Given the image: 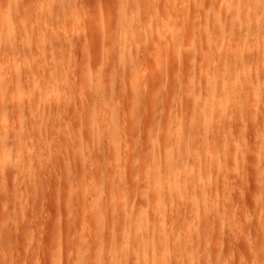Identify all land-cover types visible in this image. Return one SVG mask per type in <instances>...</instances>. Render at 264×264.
<instances>
[{
    "label": "rangeland",
    "instance_id": "rangeland-1",
    "mask_svg": "<svg viewBox=\"0 0 264 264\" xmlns=\"http://www.w3.org/2000/svg\"><path fill=\"white\" fill-rule=\"evenodd\" d=\"M50 1L54 6L66 2V0ZM134 1L76 0L75 2L74 0L75 8L72 5L70 7L69 3V7L66 8L69 11L68 15L76 14L75 16L78 18L77 23H74L75 27H69L70 24L68 25V23L71 21L68 19L59 18V22L64 21L63 28L62 23L60 25L56 18L58 23L54 20L45 28L46 32L55 30L57 48L60 52L63 51L64 58L67 59L66 64L70 65L73 61L77 67L82 62L81 68H86V71L81 70V72L79 70L75 77L67 79V84L64 81L62 91L65 89V92L61 91L62 94L60 93L58 98H52V101L50 100L42 107L43 109H39L40 114L46 113L49 119L42 120L40 118L42 121L40 120L41 124L38 125H35L37 119L33 118L38 112L35 109L30 111L28 108L29 102L32 100L31 87L26 84L25 87L28 90L25 89V91L16 87L13 84L11 69L14 60L15 67L22 68L23 65L26 67L32 63V66H36L37 69L34 68L39 73H44L45 63L48 69L51 67V59L49 57L43 58V46L37 49L35 45L37 44L35 34L38 36L37 40L41 39L38 33L34 32L36 18L38 17V21L41 20L40 15L37 16V10L40 14L42 11L38 5L39 0H19L15 6L18 13L14 10L16 15H13L15 17L8 21L12 43L10 46H6L7 51L4 47L3 51L1 49L2 53L0 52V59L4 61L3 63L1 60L3 68L0 70V145L2 142L7 144V152L0 153V159L9 158L13 160L12 165L14 164L16 169L12 167L17 171L16 174H12L14 170L8 173L10 170L12 171V168L5 172L0 170L1 178L3 177L0 178V196L2 195L0 197V242L5 237L3 243L1 242L3 245L0 244V264H80L82 257L85 258V264H92L96 246L95 230L97 231L100 224L105 225L103 234H105L104 238L107 239V235L110 233V231L108 233L110 223L107 219L109 216L107 215L108 203L112 202L115 206L120 198L128 199L129 193L125 183L131 177L129 173L133 175V178H130L134 181L132 184H135L139 192L143 191V197H137L134 209L143 215V219L147 223L146 235L143 238V264H176L177 255L179 257H177L178 262L176 261L178 264H250V261L255 258L254 256L262 249L264 250V69H262L264 63L260 62V46L264 45V33L260 30V39L259 36L253 35L255 38L258 37L255 40L252 36H244L247 32L244 31L247 30L245 28H243V32L241 31L240 37L238 34L234 35L235 32L230 30L234 17L230 19V16L235 13L233 4L235 0H143V9L145 8L147 11L143 14V17L144 15L147 17L143 18V45H140L139 40L135 39L137 45L143 47V50L139 48L137 51L138 54L139 52L142 54L134 53L137 56L134 57V60L136 58L135 61H137L140 57L139 61L136 64L134 61L133 67L129 69L132 70L127 73L128 75L120 73L122 74L121 77V75L117 76L118 70L116 69L120 65V60L115 58L119 57L118 54L114 55L115 57L110 55V61L107 63L104 60L105 49L102 46L114 42V39L117 40L119 26L123 21L122 8L125 5L127 9H130L135 4ZM213 1L217 2L213 4ZM46 6L48 7V5ZM204 9L206 12L200 14ZM229 10L233 11L231 14L229 12L230 15L227 14ZM256 12L262 15H257ZM263 12V9L260 12L257 10L253 12L255 19L261 20L260 24H264ZM207 15L211 16L210 19ZM75 16L73 17L75 18ZM201 16H205V19ZM193 21L194 25L192 26ZM201 21L203 24H208L203 25V29L206 28L204 30L201 28ZM145 24L150 31L146 30ZM226 24L230 26L227 25L228 34L224 31ZM32 25L33 28H31ZM79 25L83 28L79 27L78 29ZM58 26V30H62L61 32L57 30ZM260 27L263 28L264 25ZM49 28L52 30L50 31ZM219 28L223 31H220ZM107 31L109 33L114 32V35L112 33L114 37L111 35L112 38H108V33L105 34ZM78 32L81 35L79 37ZM23 33L31 36V40H35L34 50L35 48V51L39 50L37 53L33 51L35 55L37 54L36 56L34 53L32 56L25 54L27 52L24 49ZM32 33L34 34L31 35ZM75 35L80 39L76 38ZM62 36L66 39H63ZM69 36H73L71 40L67 39ZM250 37L252 39H249ZM74 38L77 41H74ZM65 40H69V42L67 41L64 45ZM145 40L146 44L144 43ZM71 41H74L75 44ZM39 43L42 44L40 41ZM37 45L39 46V44ZM95 47L100 48L98 55L101 56L99 60L98 55L94 53L95 56L93 55V57L97 56L96 63L95 58L91 57V51ZM103 50L104 52H102ZM242 52H244L247 65L250 67V72L248 71L247 74L241 73L238 60L232 59L234 55H239ZM38 53H41L39 54L41 59H37ZM11 57L13 58L11 59ZM106 58L108 59V56ZM91 59L95 65L98 61L100 63L104 61L103 65L106 66V70H117L114 71L117 73L115 76L106 78L107 83L111 85L110 88L107 87L106 92L102 93L107 102L105 109L98 108L99 95L94 88L98 76L93 75V67L95 68V66ZM11 60L13 61L11 62ZM43 60L46 62L43 63ZM35 61L39 62L34 64ZM48 61L50 63H47ZM5 62L8 65L11 63L10 69L8 65L7 67L4 65ZM25 67L22 69L25 70ZM231 68H236L235 72H232ZM39 69L42 71L40 72ZM97 72L98 69H95V73ZM231 75L240 76L242 79L241 83L231 85L233 88L231 93L225 92V94L228 93L229 106L226 109L221 107L219 109L216 99L213 103L211 102L210 109H205V103L210 98L205 85L206 81L213 79L214 82L217 80L222 85L224 83L227 85ZM82 76L84 79H80ZM256 76L257 78H255ZM186 77H192L194 82L199 83L198 90L202 105L197 112L202 123L197 128L195 124L190 123L186 129L187 135L189 139H194L199 133L203 142L205 139L208 141V144H206L207 141L203 144L201 140L195 144L192 142V145L189 143L190 152H198L200 160L205 159L204 156L210 154L209 157L214 169L212 173H209L210 178L208 179L206 178L208 177L206 176L207 173L205 174L206 177L203 176L204 171H198L199 175L196 173L198 175L196 180L199 181V184L200 181L203 182L202 186L205 185L208 193L203 197L198 192V198L195 197V208L189 203L190 201L188 202V195H186L187 199L185 195L183 199H180L183 201L181 205L175 204L174 199L172 201L168 197V187L163 185L161 189L164 194L166 193L168 200H164L161 207L160 204L156 207L162 212L157 210L158 213L156 212L154 215L155 206L153 209L150 208L153 204L150 202L152 200L150 198L152 192L151 179L147 174L143 176L145 179L143 178L142 181L138 171L135 172L138 174L131 173L132 167L129 168L131 166L129 163L136 161L140 165L142 159L143 164L148 160L147 154L152 147L154 135H161L167 129L172 141L176 138L185 117V113H183L185 110L180 97L183 92V81ZM77 80L79 82L76 85ZM58 81L63 80L56 79V83ZM69 81L72 82L71 84L75 81L74 85L77 88L72 89L74 86L71 85V87ZM130 83L136 84L135 90L131 89ZM169 98H172L171 100L175 103L172 101L170 104ZM154 99L159 103L157 107L154 106ZM120 100L121 102H119ZM27 101L29 102L27 103ZM84 102L87 103L86 106L83 104ZM15 104L22 110L14 109ZM125 104L127 107L124 106ZM8 107L9 110L14 109L15 111H12L13 113L7 112ZM114 107H118V109ZM113 109L115 111H112ZM130 110H134L130 116L134 115L129 119L127 112L129 113ZM35 112L37 113L35 114ZM190 114L193 115V111ZM31 116L33 123L30 119ZM108 116L110 118L109 123L106 121ZM127 116L129 123H127ZM112 118L114 120H111ZM123 121L125 125L122 123ZM121 123L125 127L128 125V132L133 136L127 135L129 139L131 138L127 141L128 137L125 135L128 132L125 127H122L125 139H123L124 144H122L124 146L121 145V149L124 148V150L122 152L120 150L119 158H116V155L113 156L116 158L115 160L120 159L116 164H119L118 168L106 169L102 179L96 182L95 174L97 172H94L93 176L92 173L95 170L93 168H96L102 160L110 157L106 148V140H108L110 133L117 132ZM200 126L204 127L200 129ZM98 133L100 135L102 133V138L101 136L98 137ZM132 138L135 139L132 141ZM18 139H30L29 143L27 142L26 150H24L26 152L29 149V152H26L28 154L20 150ZM171 139H167V142L162 141L164 146H160L158 151L160 159L161 155L164 154L161 152L164 150L175 152L177 145ZM130 141L132 143H129ZM205 148L209 149L206 150ZM205 150L208 151V155L205 154ZM97 152L100 154L97 155ZM256 152L258 156L255 154ZM169 156L168 160H173L175 163L179 162L176 154ZM24 158L32 171L35 170L34 174L38 176L37 180L36 177H29L26 171L25 177L21 176L25 168L23 170L21 167L23 171L18 172L20 165L17 164V161ZM197 161L198 159H191L189 165L198 169ZM96 162L98 164L93 167ZM90 168L91 174L89 176L92 180H87L90 178L87 177ZM128 169L129 173L127 172ZM120 171L123 172L124 177L121 176L122 172ZM83 174L85 179L82 181L83 178L80 177V181L79 176ZM110 175L113 176V188L108 186ZM40 176L46 180L43 179V181ZM116 177L117 181L120 179L119 183L116 181L117 185L115 183ZM159 178L160 183L163 184L165 178L161 176ZM87 181L92 182L90 184ZM78 182L81 183L78 184ZM87 184H90L89 187ZM82 185H85V188ZM32 192L35 193L32 194ZM175 201L176 203L180 202L176 199ZM171 202L172 206H170ZM123 210L128 213V208L124 207ZM202 230L203 233L206 230L209 234L207 235L206 232L200 234ZM151 231L153 234L150 237ZM190 240L191 251L186 246L188 245L187 241ZM185 247L186 252L183 249ZM180 249L184 250L185 255L181 253ZM180 257L181 260H184L180 261ZM187 257L190 259L188 260ZM107 259L103 264H111V261ZM123 261L122 264H133L129 258L128 261L127 259Z\"/></svg>",
    "mask_w": 264,
    "mask_h": 264
},
{
    "label": "bare ground",
    "instance_id": "bare-ground-1",
    "mask_svg": "<svg viewBox=\"0 0 264 264\" xmlns=\"http://www.w3.org/2000/svg\"><path fill=\"white\" fill-rule=\"evenodd\" d=\"M64 1V0H63ZM74 0H66V2H64L63 4H65V5H63V4H58L57 6H54V5H52V2L50 1V0H47V1H45V0H39V3H38V5H39V7H40V11H42L41 12V14H40V12H39V10H37V12H38V14H37V16H39L40 15V19L41 20H39L38 21V17L36 18V21L37 22H35V25H34V32L35 33H38V35H39V37H41V39L40 40H37L38 38V36H37V34H35V37L37 38H35L34 36V38H35V40L33 39V37H32V39L33 40H31V36L29 37V36H27V34L25 35V33H23L22 35V38H24L23 40H24V49H26L25 51L27 52V53H25L26 55H28V54H30L31 56H32V53H34L33 51H35L36 50V48H35V50H34V46L36 45L37 46V49L40 47V46H43L42 48H43V53H44V57H43V55H41V57H43L44 59L45 58H47V57H49L50 59H51V61H50V59H49V61L51 62V67H50V65H49V69L47 68V64L45 63L46 61H44L43 63H45L44 65V67H45V70H44V73H42L41 71V69H39L40 70V72L41 73H39V72H37L36 71V66H32V63H30L31 65H29V66H26L25 67V65H23L24 67H25V70H23L24 69V67H22V68H19V66L18 67H15V65L13 64L14 62H15V60H14V62L12 63V74H11V76H13V84H15V86L16 87H19L20 89H22V90H24L25 91V89L26 90H28V88H26L25 86H26V84H29V86L31 87V89H30V92H31V97H32V100L29 102V101H27V103L29 102V109H30V111L31 110H33L34 111V109L38 112H35V117H33V118H36L37 119V122L35 123V125L37 124H41V122H40V118H42V120H48L49 119V116L45 113H42V114H44V115H42V114H40L41 112H39V109H41L43 106H45V104L47 103V102H49L52 98L54 99L55 97L56 98H58V96H59V94L61 93V91H62V89H63V86H64V84L66 83L67 84V79H71V77H75V75L78 73V71L80 70H85L86 68H81V65H82V62H81V65H77V67H76V64H73L74 62L72 61V63H70V65H68V64H66L67 62V59H65L64 58V55H63V51H59L58 50V48H57V41H56V34L54 33L55 32V30H53L52 32H49L48 30L50 29H48L47 31L48 32H46L45 31V28H47L56 18L58 19V22H59V18L61 19V18H66V20L68 19L69 21H71V23H68V25H69V27L70 26H72V28L73 27H75L74 26V23H77V19L78 18H76V14H72L73 16H75V18L72 16V15H68V13H69V11H68V7H69V5H70V7H74V5H75V3L73 2ZM132 1V0H131ZM47 2H48V4H47ZM75 2H76V0H75ZM135 2V4L130 8V9H127L126 8V6L124 5L123 6V11H122V13H121V16H122V19H123V21L121 22V26H119V32L117 33V40H113L114 42H112V43H109V44H104V46H102V47H104L103 49H105V52H104V50L102 51V52H104V60H106L107 61V63H108V61H110V59H109V56L110 55H112V56H114V55H116V54H118V56L119 57H115L116 58V60H120V65L118 66V68H116L117 70H118V74L117 73H114V71H112V70H106L107 68H106V66L105 65H103V62H99L98 60V62H97V65H95V63H96V58H97V56L96 57H93V55H94V53L95 54H99L100 53V48L98 49V48H94L93 49V51H91L92 52V54H91V57H93V58H95L94 59V61H95V63H94V61H92V59H91V61L93 62L92 64L95 66V68L93 67V72H94V74L93 75H97L98 76V81H97V84L95 83V85L94 86H96V87H94L95 88V90L97 91V95H99L98 96V108L99 109H105L106 107H107V102L105 101V99H104V97H103V95H102V93L103 92H106V90H107V87L108 88H110V85L111 84H109V83H107L108 82V80H106V78H108V76L110 77V76H115L116 74H117V76H120L121 75V77H122V74H125L126 73V75H128L127 73H129L131 70H129L131 67H133V64H134V61L136 60V58H135V60H134V57H137L134 53L135 52H137V51H139V48H142V50H143V47H141V46H139V45H137V43L135 42V39H138L139 40V44L141 45H143V18L145 17V18H147L146 17V15H144V17H143V14H145V13H147V11H146V9L144 8L143 9V0H135L134 1ZM214 3L213 4H215V2H217V1H213ZM226 2V1H225ZM224 2V3H225ZM17 3H19V0H0V52L2 53V51H3V48L5 47V50H6V46H10V44L12 43V38H11V34H10V31H9V29H8V21L11 19V18H13V17H15L13 14H15L14 12V10H16V5H17ZM68 3H69V5H68ZM71 3V4H70ZM124 3H127V2H124ZM223 3V4H224ZM232 3V2H231ZM48 5V7L46 6V5ZM233 4H234V15H232V16H230V19H231V17H234V19H233V22H231L232 20H229L231 23H233V25H231L232 26V28H230V30L232 29V31L233 32H235V36L238 34L239 36L238 37H240V34L243 32V28H245V29H247V30H244V31H247L245 34H244V36L245 37H249V36H252L253 37V35H257V36H259V39H260V30H262V32L264 33V27H263V25L264 24H260V22H261V20L259 19H255V17H254V14H253V12L254 11H259L260 12V10H262L263 9V11H264V0H235V3L233 2ZM233 4H231V5H233ZM72 5V6H71ZM68 6V7H67ZM204 6V5H203ZM213 6V5H212ZM227 6V5H226ZM27 7V6H26ZM38 7V6H37ZM67 7V8H66ZM75 8V7H74ZM73 8V9H74ZM211 8H214V7H211ZM217 8V7H216ZM215 8V9H216ZM229 8H230V6H229ZM228 8V9H229ZM29 9V8H28ZM27 9V10H28ZM37 9H39V8H37ZM71 10V9H70ZM75 10V9H74ZM74 10H72V11H74ZM14 11V12H13ZM71 11V12H72ZM16 12H17V10H16ZM65 12H67V13H65ZM77 12V11H76ZM201 12V11H200ZM204 12H206V10L204 9V11L202 12V13H200V14H204ZM229 12H230V14L231 13H233V11H231V10H229L228 11V13L227 14H229ZM18 13V12H17ZM73 13V12H72ZM79 13V12H78ZM256 13H258V12H256ZM255 13V14H256ZM264 13V12H263ZM229 14V15H230ZM16 15V14H15ZM81 15V14H80ZM206 15V14H205ZM213 15H214V13H213ZM226 15V14H225ZM252 15H253V17H252ZM257 15H262L261 13H258ZM208 16V15H207ZM226 16H228V15H226ZM82 17V16H81ZM80 17V18H81ZM203 19H205V16H201ZM210 15L208 16V19H210ZM212 18H213V16H212ZM228 18V17H227ZM257 18H260V17H258L257 16ZM264 18V17H263ZM109 20L111 19V18H108ZM75 20V21H74ZM82 20V19H81ZM213 20V19H212ZM215 20V19H214ZM264 20V19H263ZM56 21V20H55ZM61 21H63V20H61ZM204 21V20H203ZM229 21H228V23H229ZM57 22V21H56ZM56 22H54L55 23V25H57V23ZM189 22H190V20H189ZM264 22V21H263ZM60 23V25H61V23H62V25L64 24V21L63 22H59ZM72 23H73V25H72ZM191 23H192V20H191ZM191 23H189L190 25H191ZM231 23H229V24H231ZM205 24H207V23H205ZM205 24H203V22L201 21V28L203 29V25H205ZM33 25H32V27L31 28H33ZM53 25V24H52ZM77 25V24H76ZM150 25V24H149ZM194 25V21H193V24H192V26ZM208 25V24H207ZM227 25L228 24H226V26L224 27V25H223V27L224 28H226L224 31H225V33H227L228 34V27H227ZM145 26H146V30H149L148 29V27H147V25L145 24ZM220 26V25H219ZM229 26V25H228ZM260 26H262L263 28H261ZM79 27H82V26H78V29H79ZM205 27V26H204ZM207 27V26H206ZM222 27V26H221ZM230 27V26H229ZM58 28H59V26L57 27V30H58ZM63 28H64V25H63ZM62 28V29H63ZM83 28V27H82ZM150 28H151V26H150ZM223 28V29H224ZM204 29H206V28H204ZM203 29V30H204ZM52 29H50V31H51ZM70 30H71V28H70ZM112 30V29H111ZM219 30H220V28H219ZM222 30V29H221ZM220 30V31H221ZM33 31V30H32ZM31 31V32H32ZM37 31V32H36ZM59 32H61L62 30H58ZM82 31V30H81ZM110 31V30H109ZM109 31H107L105 34H107V36H108V38H112V36L115 34L114 32H112L113 33V35H112V33H109ZM150 31V30H149ZM223 31V30H222ZM232 31H230V32H232ZM242 31V32H241ZM27 32V31H26ZM58 32V33H59ZM71 32V31H70ZM111 32V31H110ZM66 33H67V31H66ZM79 33V32H78ZM34 33H32L31 35H33ZM150 34V33H149ZM232 34V33H231ZM55 35V36H54ZM69 35V34H68ZM71 35V34H70ZM112 35V36H111ZM230 35V34H229ZM66 36H67V34H66ZM79 36H81L80 35V33H79V35H78V37ZM255 36L253 37V39L255 40L256 38H258V37H256L255 38ZM263 36H264V34H263ZM262 36V37H263ZM68 37V36H67ZM71 37V38H70ZM72 37L73 36H69V38H67V39H69V40H71L72 39ZM75 37H76V35H75ZM78 37H76V38H78ZM84 37H85V35H84ZM114 37V36H113ZM139 37H140V39H139ZM58 38H60V37H58ZM62 38H63V36H62ZM65 39H66V37H64ZM63 38V39H64ZM236 38V37H235ZM78 39H80V38H78ZM82 39V38H81ZM134 39V40H133ZM249 39H252L251 37L249 38ZM258 39V40H259ZM42 40V41H41ZM69 40H67L68 42H69ZM84 40V39H83ZM138 40H137V42H138ZM142 41V43H141V41ZM151 40V39H150ZM22 41V40H21ZM34 41L37 43V44H39V46L37 45V44H35L34 45ZM38 41V42H37ZM39 41L42 43V44H40L39 43ZM62 41V40H61ZM66 41V40H65ZM67 41L66 42H64V45H65V43H67ZM74 41H77V39H75L74 38ZM74 41H71L72 43H74ZM112 41V40H111ZM148 41H149V39H148ZM260 41H262V40H260ZM259 41V42H260ZM59 42V41H58ZM63 42V41H62ZM61 42V43H62ZM106 42V41H105ZM104 42V43H105ZM146 42V40L144 41V43ZM150 42V41H149ZM152 43V42H151ZM59 44V43H58ZM75 44V43H74ZM77 44H78V42H77ZM117 46H115V45ZM146 44V43H145ZM153 44V43H152ZM241 44H243L242 42H241ZM79 45V44H78ZM150 45V44H149ZM60 46H62L61 44H60ZM74 47H75V45L73 46V48H72V46H71V48L74 50ZM78 47V46H77ZM147 47L149 48V46L147 45ZM261 48H260V58H261V63H264V45L262 46H260ZM9 48V47H8ZM57 48V49H56ZM70 48V49H71ZM117 48V49H116ZM171 48V47H170ZM1 49H2V51H1ZM60 49H61V47H60ZM82 49H83V46H82ZM95 49H98L97 51L95 50ZM172 49H174L173 47H172ZM8 50V49H7ZM6 50V51H7ZM95 50V51H94ZM141 50V49H140ZM141 50V51H142ZM9 51H10V49H9ZM14 51V50H13ZM39 51V50H38ZM38 51H35L36 53L38 52ZM41 51V50H40ZM59 51V52H58ZM83 51V50H82ZM87 51V50H86ZM188 51H189V49H188ZM11 52H12V50H11ZM85 52V51H84ZM90 52V53H91ZM96 52H98V53H96ZM173 52H175L174 50H173ZM0 53V54H1ZM42 53V54H43ZM70 53V52H69ZM68 53V54H69ZM39 54H41V53H38V58L37 59H39L40 57V55ZM140 54H142L141 52H139V54H138V52H137V55H140ZM34 55H35V53H34ZM33 55V56H34ZM37 55V54H36ZM35 55V56H36ZM135 55V56H134ZM34 56V57H35ZM95 56V55H94ZM106 56H108V59L106 58ZM111 56V57H112ZM30 57V56H29ZM33 57V58H34ZM89 57V56H88ZM99 57H101V56H99L98 55V59H99ZM13 57H11V59H12ZM36 58V57H35ZM42 58V59H43ZM90 58V57H89ZM88 58V59H89ZM117 58H119V59H117ZM41 59V58H40ZM139 59H140V57H138V60L137 61H139ZM232 59H237L238 60V62H239V65L241 66V69H240V71H241V73H243V74H247V72L249 71L250 72V67L247 65V60H246V58H245V54H244V52H242V53H240L239 55L238 54H236V56L234 55V57L232 58ZM1 60L2 59H0V70H1V68H3V66H1L2 65V62L4 63V61L2 60V62H1ZM33 60V59H32ZM76 60V59H75ZM100 60V59H99ZM7 61V60H6ZM13 60H11V62H12ZM41 61V60H40ZM47 62V63H50V62ZM71 61V60H70ZM78 61V60H77ZM87 61V60H86ZM137 61H135V64H136V62ZM9 62V61H8ZM36 62H39V61H35L34 62V64L36 63ZM84 62V61H83ZM11 64V63H10ZM9 64V65H10ZM27 64V63H26ZM28 64H29V62H28ZM27 64V65H28ZM73 64V65H72ZM91 64V63H90ZM91 64V65H92ZM6 67H7V65L8 64H6V62H5V64H4ZM8 65V68L11 66H9ZM75 65V66H74ZM264 65V64H263ZM16 66H17V64H16ZM97 66V67H96ZM135 66V65H134ZM5 67V69H7ZM11 68V67H10ZM9 68V69H10ZM78 68V69H77ZM80 68V69H79ZM88 68V67H87ZM90 69V68H89ZM95 69H98V72L97 73H95ZM232 69V72H235V69L236 68H231ZM262 69H264L263 67H262ZM116 70V71H117ZM129 70V71H128ZM86 71V70H85ZM115 71V72H116ZM82 72V71H81ZM81 72H79V73H81ZM90 72H91V70H90ZM113 72V73H112ZM231 72V73H232ZM120 73H122V74H120ZM184 73V72H183ZM42 74V75H41ZM250 74V73H249ZM248 74V75H249ZM79 75V74H78ZM125 75V76H126ZM84 76H86V75H84ZM186 76H189V74H186ZM250 76V75H249ZM252 76H253V74H252ZM251 78V77H250ZM252 78H254V77H252ZM255 78H257V76L255 77ZM254 78V79H255ZM56 79H62L63 81H61V82H57L56 83ZM80 79H84L83 78V76H82V78H80ZM86 79V78H85ZM241 77L240 76H237V75H231V78H230V81H229V84H225L224 83V85H222V83H219L217 80H216V82H217V84H216V82H214V80L213 79H208L207 81H206V83H205V85H206V87H207V91H208V93H209V95H210V98L206 101V103H205V109H210V104H211V102L213 103L214 102V100H218V105H219V109H220V107L222 108V109H226L229 105V103H230V101H229V97H227V94L228 93H231L232 92V87H231V85L232 84H235V83H241ZM53 80H55V81H53ZM64 81H65V83H64ZM27 82V83H26ZM75 82V81H74ZM74 82H73V84H71L70 83V81H69V83H70V86L72 85V86H74V87H72V89L73 88H77V86H75L74 85ZM78 82H79V80H77V82H76V85L78 84ZM252 82V81H251ZM107 83V84H106ZM129 83V82H128ZM127 83V84H128ZM255 83V82H254ZM253 83V84H254ZM109 84V85H108ZM252 84V83H251ZM90 85V84H89ZM130 85L132 86V88L131 89H133V90H135L136 89V84L135 83H133V84H131L130 83ZM130 85H129V87H130ZM199 85V83H196V82H194L193 81V79H192V77H186V78H184V81H183V92H182V94H181V97H180V99H181V101H182V104H183V107H184V110L185 111H183V113H185L184 115H185V117L183 118V121H182V124H181V126H180V130L178 131V133H177V135H176V138L172 141V139H171V135L169 136L168 135V130L166 129L165 130V132L163 133V134H161V135H157V136H153L152 137V139H153V144H152V147H151V149L149 150V153L147 154V157H148V160L143 164V159H142V161H141V163H140V165H138L137 163H136V161H131L129 164L131 165V166H129V168L131 169V167H132V172L131 173H135V172H139V175H141V180L144 178L143 176L145 175H147L148 174V176H149V178L151 179V196H150V198L152 199L150 202L151 203H153V204H151V206H150V208L151 209H153V207L155 208V209H153V212H154V215L156 214V212L158 213V211L157 210H159L160 211V209H156V207L160 204V207H161V204L163 203V201L164 200H168L167 199V196H166V193L164 194L163 193V191H162V187H163V185L164 186H167L168 187V190H169V193H168V197H169V199L170 200H172L173 201V199H174V202H175V204H179V205H181L182 203L181 202H183L182 200H180L181 198L183 199V197H184V195L186 196V195H188V202L192 205V207H194L195 205H196V199H195V197H197L198 198V194L199 195H201V196H203L204 197V195H207V193H208V191L206 192V188H205V185H204V187L202 186V181H200L201 183V185L198 183L199 181H197L196 180V177L200 174L198 171H200V172H203L204 171V174H203V176L204 177H206V176H208V177H206L207 179L208 178H210L209 176V173H212V170L214 169V165L212 164V161H211V159H210V157H209V155H208V151H206V150H208V149H206L205 151V154L206 155H208V156H204L205 157V159H202V160H200L201 158H200V156H199V154H198V152H196V151H192V152H190V148H189V143L192 145V142H193V144H195V143H198V142H200V140L203 142V139H201V135L199 134V133H197L196 134V136L194 137V139H189V136L187 135V131H186V129H187V127H188V125L190 124V123H192V124H195V127L197 128V127H199V125L202 123L201 122V120H200V116L199 115H197V112H198V110H200V108L202 107V105H201V97H200V92H199V90H198V87H200V86H198ZM14 86V87H15ZM28 87V86H27ZM92 87H93V85H92ZM127 87H128V85H127ZM94 88H92V89H94ZM67 89L69 90V88H68V86H67ZM130 90V89H129ZM244 90V89H243ZM242 90V91H243ZM64 92H65V89L63 90ZM62 91V92H63ZM70 91V90H69ZM68 91V92H69ZM72 91V90H71ZM228 92V93H226L225 94V92ZM28 94H29V92H28ZM62 94V93H61ZM67 94V93H66ZM225 94V95H224ZM61 96V95H60ZM136 96V95H135ZM216 96V97H215ZM60 99H61V97H59ZM135 98V97H134ZM136 99V98H135ZM170 100L172 99V98H169ZM52 101V100H51ZM58 101V100H57ZM123 101V100H122ZM173 100H171V101H168V102H170V104H171V102H172ZM119 102H121V100L119 101ZM118 102V103H119ZM136 102H138L137 100H136ZM135 102V103H136ZM174 102V101H173ZM58 103V102H57ZM116 103V102H115ZM125 103H126V101H125ZM153 103H154V106L155 107H157L158 106V102H157V100L156 99H154L153 100ZM175 103V102H174ZM85 106H86V104H85V102L83 103ZM127 104V103H126ZM126 104L124 105L125 107H127L126 106ZM168 104V103H167ZM170 104H168V105H170ZM181 104V103H180ZM180 104H179V107H180ZM25 105L26 106H28V104H26L25 103ZM62 105V104H61ZM130 106H132V105H130ZM130 106H129V108H130ZM173 106H174V104H173ZM15 107V108H14ZM14 109H17L18 108V110H22V109H20L21 107H19V106H17L16 104L14 105ZM24 107V106H23ZM59 107H60V105H59ZM119 107V106H118ZM118 107H116L117 109H118ZM121 107V106H120ZM175 107V106H174ZM115 108V107H114ZM115 108V109H116ZM132 108V107H131ZM168 108H169V106H168ZM11 109V108H10ZM14 109H12V111H15ZM25 109H27L26 107H25ZM29 109H28V111H29ZM43 109V108H42ZM115 109H113L112 111H115ZM123 109V108H122ZM170 109V108H169ZM121 110V109H120ZM6 111L8 112V111H11V110H9V107L6 109ZM11 111V112H12ZM17 111V110H16ZM27 111V110H26ZM41 111V110H40ZM192 111H193V115L192 114H190V113H192ZM131 112H134V110H130V112L128 113L127 112V114H128V116H129V119L134 115H132V116H130V113ZM13 113V112H12ZM14 114H15V112H14ZM32 114V113H31ZM107 114V113H106ZM108 114H109V112H108ZM33 115V114H32ZM42 116V117H41ZM101 116V115H100ZM110 116V115H109ZM109 116L107 117V120H106V118H105V120L106 121H108V123L110 122V118H109ZM128 116H127V123H129V120H128ZM33 118H32V116H31V118L30 119H32L31 121H32V123H33ZM51 118V117H50ZM101 118V117H100ZM5 119V118H4ZM36 119H34V121H36ZM41 120V121H42ZM100 120V119H99ZM111 120H114V118H112ZM116 120V119H115ZM3 121V120H2ZM121 121V120H120ZM126 121V120H125ZM103 122H104V120H103ZM116 122H117V120H116ZM28 123H29V121H28ZM74 123H75V121H74ZM122 123H124V121L122 122ZM122 123H121V127H118V129H117V132H113V133H110L109 134V137L107 138L108 140H106V148H107V151H108V155H110V157L108 158V159H105L103 162L101 161H99L100 163H99V165L96 167V165L98 164L97 162H96V164H95V166H93V167H96V168H93V169H97L96 171L94 170L93 171V173H92V175L93 174H95L94 172H97L96 174H95V177H96V182H99L102 178V175H103V173L105 172V170L106 169H108L109 168V170H114L118 165H116L117 163H118V161L120 160H115L116 158H119L120 156V150H121V152H122V150H124V148H122L121 149V145H123L124 143H123V139H125V137L123 136V131L124 130H122V127L124 128L125 126V123H124V125H122ZM44 124H45V121H44ZM207 124V123H206ZM206 124H204L205 126H206ZM33 126V125H32ZM34 127V126H33ZM201 128L200 129H202V127H204V126H200ZM100 128V127H99ZM125 129H126V131L128 132V125L125 127ZM97 131H98V129H96ZM100 130H101V128H100ZM100 130H99V133H100ZM102 131V130H101ZM98 133V137H100L101 136V138H102V133H101V135ZM125 133V132H124ZM97 134V133H96ZM41 135V134H40ZM105 135V134H104ZM127 135H129L130 137H132L133 135H131V134H129V132L128 133H126V135L125 136H127ZM108 136V135H107ZM129 136H127L128 137V139H127V141L128 140H131V138L129 139ZM188 136V137H187ZM88 139H90V138H88ZM104 139H106V138H104ZM133 139H135V138H132V141H133ZM167 139H171V141L174 143V144H176L177 145V147H175V152L172 150L171 152H167V151H163V152H161V153H164V154H162L161 155V159L159 158V149L162 147V146H164L163 145V143L164 142H167ZM187 139H188V143H187ZM19 140V147H20V150L21 151H23V152H25L24 150H26L25 148L27 147V142L30 140V139H18ZM35 139H33V141H34ZM40 140H42V139H40ZM39 140V141H40ZM122 140V141H121ZM165 140V141H164ZM44 141V140H43ZM47 141V140H46ZM132 141H130L129 143H132ZM162 141H164V142H162ZM205 141H207L206 139L204 140V142ZM31 142H32V140H31ZM35 142V141H34ZM47 142H49V141H47ZM102 142H103V139H102ZM104 142H105V140H104ZM162 142V143H161ZM204 142H203V144H204ZM29 143V142H28ZM43 143V142H42ZM45 143V142H44ZM123 143V144H122ZM45 144H47V143H45ZM206 144H208V141L206 142ZM6 142H2L1 143V145H0V153H3V152H7L6 150ZM126 145V144H125ZM128 145V144H127ZM130 145H132V144H130ZM33 146H34V143H33ZM124 146V145H123ZM122 146V147H123ZM161 146V147H160ZM42 147V146H41ZM160 147V148H159ZM29 148V147H28ZM42 148H44V146L42 147ZM220 148H222V147H220ZM219 148V149H220ZM37 149V148H36ZM125 149H126V147H125ZM222 150V149H221ZM31 151H33V150H31ZM131 151V150H130ZM162 151V150H161ZM218 151V150H217ZM26 152H29V149H28V151H26ZM25 152V153H26ZM35 152H37V151H35ZM40 152H41V150H40ZM46 152V151H45ZM98 152H100V150H98ZM97 152V155L98 154H100V153H98ZM128 152V151H127ZM21 154H22V152H21ZM26 154H28V153H26ZM170 154H176L177 156H178V160H179V162H177V163H175V161H173V160H168L169 158H170ZM255 154H257V152L255 153ZM114 155H116V158H114L113 156ZM253 155H254V153H253ZM22 156V155H21ZM21 156H19V157H21ZM31 156V155H30ZM164 156V157H163ZM169 156V157H168ZM256 156V155H255ZM254 156V157H255ZM257 156H258V154H257ZM28 157V156H27ZM173 157V156H172ZM0 158H1V156H0ZM29 158V157H28ZM112 158V159H111ZM114 158V159H113ZM200 158V159H199ZM203 158V157H202ZM191 159H195V160H197L198 159V169L196 168V166H195V168L196 169H194V168H192L190 165H189V163H191L190 161H191ZM1 160V159H0ZM25 158L24 159H21V160H19V161H17V162H15V163H17V164H19L20 165V167H19V165H18V167L20 168V169H18V172L21 170V167L23 168V170H24V168H25V170H24V172L21 174V176L23 175L24 176V173H25V171L27 172V174L29 175V177L30 176H33L34 178L36 177V180H37V178H38V176L36 175V174H34V169H33V171H32V168L31 167H29L30 165H28L29 163L26 161L25 162ZM12 161L13 160H10L9 158H4V159H2L0 162V170L1 171H3V172H5V171H9V169L10 168H12V171L10 170V172H8V173H11V172H13V170H14V172L12 173V174H16V168L14 167V164L12 165ZM149 161V162H148ZM195 165H197V164H195ZM15 168V169H13V167ZM32 166V165H31ZM112 167V168H111ZM114 167V168H113ZM118 168V167H117ZM23 170H21L20 171V173L23 171ZM90 170V171H89ZM88 171L90 172H87V173H89V174H87V177L91 174V168L89 169ZM118 170V169H117ZM122 170V169H121ZM0 171V172H1ZM120 172H122V171H120ZM119 172V173H120ZM128 173L130 172L129 171V169H128V171H127ZM7 173V172H6ZM42 173V172H41ZM196 173H198V175H196ZM207 173V175L205 176V174ZM3 174V173H2ZM19 174V173H18ZM43 174V173H42ZM45 174V173H44ZM122 174H123V172H122ZM121 174V176L122 177H124V174L122 175ZM135 174H138V173H135ZM4 175V174H3ZM26 175V174H25ZM49 175V174H48ZM116 175H118L119 176V174H116ZM129 175H131V177L133 178V175L132 174H130L129 173ZM183 175H185L183 178L185 179H182V176ZM1 174H0V178H1ZM8 176V175H7ZM16 176V175H15ZM43 176V175H42ZM94 176V175H93ZM92 176V177H93ZM115 176V175H114ZM162 177V178H165V181H164V183L163 184H161L160 183V178L159 177ZM5 177V176H4ZM25 177V176H24ZM41 177V176H40ZM80 177L81 178H83V177H85L84 176V174L83 175H81V176H79V179H80ZM90 178H87V180L88 179H91L92 180V178H91V176H89ZM131 177H129V179L131 178ZM3 178V177H2ZM1 178V179H2ZM42 178V177H41ZM118 178H120V177H118ZM44 178H42V180H43ZM78 179V180H79ZM84 179L85 178H83L82 179V181H84ZM128 179V180H129ZM145 179V178H144ZM205 179V178H204ZM44 180H46V179H44ZM43 180V181H44ZM120 179H118V181H119ZM122 180L124 181V179L122 178ZM122 180L120 181V183L122 182ZM128 180L126 181L127 183H125V181H124V183L127 185V189H128V193H129V197H128V199H124L123 197L122 198H120V200H119V202L117 203V204H115V206H113V203L111 202H109L108 203V212H107V215H109V216H107L108 218V222L110 223V227H109V229L110 230H108V233H109V231H110V233L107 235L108 237H107V239H105L104 238V236H105V234H103V232L105 231L104 230V226L105 225H103V224H100L99 226H98V229H97V231L95 230V232H96V234L94 233V238H95V254L93 255V257H92V264H103L104 263V261L107 259V260H110L111 261V264H122L124 261V259H127V261H128V258L131 260L130 262H132L133 264H143V238H144V235H146V228H147V223H146V220H144L143 219V215H141L140 213H138V212H136V210H134L135 209V205H136V199H137V197H143V191L141 190L140 192H139V190L135 187V184L133 185L132 183L134 182L133 181V179H130V181H129V183H128ZM199 180H203V179H199ZM5 181V180H4ZM40 181V180H39ZM80 181H81V179H80ZM116 181H117V177H116V180H115V183H116ZM117 181V182H118ZM143 181V180H142ZM32 182V181H31ZM48 182V181H47ZM87 182H92V181H87ZM95 182V181H94ZM39 183V182H38ZM79 183H81V182H78V184ZM109 184H108V186L111 188H113V186H114V183H113V176L111 177V175H110V177H109V182H108ZM119 183V182H118ZM5 184V183H4ZM34 184V183H33ZM91 184V183H90ZM90 184H87V187H89V185ZM32 185V184H31ZM35 185V184H34ZM44 185V184H43ZM116 185H117V183H116ZM81 186V185H80ZM16 187V186H15ZM14 187V188H15ZM82 187L83 188H85V185H82ZM108 187V188H109ZM3 189V188H2ZM1 189V190H2ZM111 190V189H110ZM3 192V191H2ZM36 192V191H35ZM34 192V193H35ZM199 192V193H198ZM205 192H206V194H205ZM33 192H32V194H34ZM36 196V195H35ZM190 196V197H189ZM0 197H2V195L0 196ZM139 197V198H140ZM201 198V197H200ZM175 199L178 201H180L179 203H176V201H175ZM186 199H187V196H186ZM1 200V199H0ZM5 200V199H4ZM203 200V199H202ZM205 201V200H204ZM203 201V202H204ZM187 202V203H188ZM157 204V205H156ZM189 204V205H190ZM149 205H150V203H149ZM170 206H172V202H171V204H170ZM175 206V205H174ZM124 207H126V208H128V213L125 211V210H123L124 209ZM175 207H177L178 208V206H175ZM191 208V207H190ZM195 208V207H194ZM152 211V210H151ZM96 212V211H95ZM162 211H160V213H161ZM180 215V214H179ZM182 217V216H181ZM180 217V218H181ZM150 229V228H149ZM151 229H153V228H151ZM150 231V230H149ZM153 231V230H152ZM151 231V233L149 234L150 235V237H151V234H153V232ZM205 232H206V230H205ZM204 232V233H205ZM147 233H148V231H147ZM177 233H179V232H177ZM203 233V230H202V232L200 231V234H204ZM206 234H207V232H206ZM208 234H209V232H208ZM207 234V235H208ZM148 235V234H147ZM148 235V236H149ZM179 235V234H178ZM198 236V235H197ZM201 236H203V235H201ZM190 238V237H189ZM197 238V237H196ZM203 238V237H202ZM205 238V237H204ZM3 239H5V237L3 238ZM3 239L1 240V242L3 241ZM7 239V241H8V238H6ZM198 239L200 240V238H199V236H198ZM195 240H197V239H195ZM194 240V241H195ZM203 240V239H202ZM206 240V239H205ZM204 240V241H205ZM209 240H210V237H209ZM209 240H208V242H209ZM198 241V240H197ZM207 241V240H206ZM1 242H0V244H1ZM5 242V241H4ZM189 242H191V240L190 241H187V243H188V245H186V246H190L191 244L189 243ZM200 242V241H199ZM199 242H197V243H199ZM3 243V242H2ZM10 243V242H9ZM202 243H204V242H202ZM202 243H201V245H202ZM5 244V243H4ZM6 244H8V243H6ZM190 244V245H189ZM1 245H3V244H1ZM1 247H3V246H1ZM187 247V248H188ZM183 249H185V252H186V247L185 248H183ZM182 249V250H183ZM189 249H190V247H189ZM189 249H188V251H189ZM259 249H262V248H259ZM181 249H180V251H181V253L182 254H184L185 255V253H184V250L182 251ZM214 250H216V249H214ZM187 251V252H188ZM190 251H191V249H190ZM217 251V250H216ZM258 251H260V250H258ZM257 251V252H258ZM264 250L262 249L256 256H254L255 258H253L251 261H250V264H264V252H263ZM190 253V252H189ZM213 253H215V252H213ZM218 253V252H217ZM177 254H179V253H177ZM183 255V256H184ZM190 256V255H189ZM217 256H218V254H217ZM177 257H178V255H177ZM175 258V260L178 262V258ZM183 258V257H182ZM188 258V257H187ZM82 259V261H81V263L80 264H85V261H84V257H82L81 258ZM186 259V258H185ZM190 258H188V260H189ZM220 259V258H219ZM174 260V261H175ZM182 260H184V259H182ZM181 260V257H180V261H182ZM175 261V263L176 264H178L177 262ZM218 261V260H217ZM181 263V262H180ZM189 263H190V261H189ZM249 263V262H248ZM126 264V263H125Z\"/></svg>",
    "mask_w": 264,
    "mask_h": 264
}]
</instances>
